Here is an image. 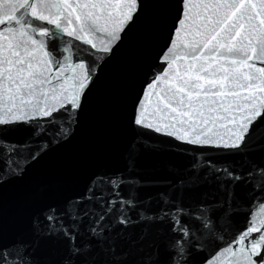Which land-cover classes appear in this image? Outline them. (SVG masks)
Masks as SVG:
<instances>
[{
	"label": "snow or ice",
	"instance_id": "obj_1",
	"mask_svg": "<svg viewBox=\"0 0 264 264\" xmlns=\"http://www.w3.org/2000/svg\"><path fill=\"white\" fill-rule=\"evenodd\" d=\"M158 2L177 9L157 63L133 97L129 123L186 145L228 150L246 170L237 173L212 160L197 170L196 157L187 178L153 193L163 182L150 179L140 159L142 150L158 149L134 140L121 171L97 174L63 209L49 206L43 220L35 217L34 239L4 244L0 205V264H41L35 252L46 240L66 242V250L44 264H97V249L110 257L100 264H126L116 240L130 239L127 229L141 224L140 240L155 226H167L157 228L166 259L154 248L141 264H197V256L202 264H264V223L249 216L238 234L221 235L249 197L264 204V197L253 195L264 193V164L250 156L264 152V0ZM144 12V0H0V190L23 181L48 151V141L37 146L40 135L58 144L75 134L99 70ZM158 27L164 31L162 23ZM21 126L33 130L29 139H5ZM213 184L219 195L205 191L195 198Z\"/></svg>",
	"mask_w": 264,
	"mask_h": 264
},
{
	"label": "water",
	"instance_id": "obj_2",
	"mask_svg": "<svg viewBox=\"0 0 264 264\" xmlns=\"http://www.w3.org/2000/svg\"><path fill=\"white\" fill-rule=\"evenodd\" d=\"M143 18L132 27L127 37L114 50L111 58L98 72L95 87L88 94L87 103L79 116V125L75 134L66 142L52 144L48 135H40L41 141H48L50 147L38 161L28 169L23 181H13L0 190V205L3 212V243L13 244L18 238L34 239L32 224L35 217H40L49 206L63 209L65 202L72 197L82 195L89 181L97 174H111L124 167L122 156L134 140L140 139L158 150H142L140 168L151 173L150 179L163 182L160 188H152L155 193L167 187V183L176 184L181 177L187 178L194 158L200 157L196 169L200 170L207 160L217 165L229 164L237 173L245 171V161L240 156L229 155L228 150L201 148L175 141L154 133L151 129H134L129 123L132 100L141 88L149 67L157 63L156 56L164 45V35L171 26L177 5L171 3L161 6L158 0H144ZM163 24L164 31L158 25ZM102 55V54H101ZM155 97H153V103ZM148 111H151V106ZM148 113H146V116ZM147 122H156L149 117ZM32 129L19 127L10 131L5 139L13 143H23L32 136ZM144 135H139L140 132ZM187 149V151H185ZM251 159L264 164V152L250 153ZM2 167V162H0ZM175 170L176 174H173ZM237 191H241L239 184ZM205 191L215 192V185L203 186L195 193V198ZM127 195V191L123 192ZM105 195L108 193L105 191ZM143 195V193H142ZM256 197H264L258 190ZM258 205V206H257ZM158 207L155 203L153 208ZM251 209V211H250ZM264 204L260 199L245 200L239 211L233 216V223L221 235L224 240L246 227L249 216L257 225L264 223ZM99 211V208H97ZM135 217V213H132ZM46 223V222H45ZM67 223V221H65ZM88 220L84 221L87 225ZM105 223H108L106 219ZM157 225L146 239L140 240L143 225L127 229L130 239H117V253H125L126 264H141L154 248L159 249L160 259H166L164 236L157 233ZM116 231H119L117 226ZM115 239L114 233H110ZM259 235V233H254ZM223 244L224 241H219ZM106 247V246H102ZM66 250V242L61 244L53 240L41 241L35 255L41 264L45 261L58 260ZM204 253L203 255H208ZM97 264L110 259L97 249ZM197 264H202L203 256L196 257Z\"/></svg>",
	"mask_w": 264,
	"mask_h": 264
}]
</instances>
